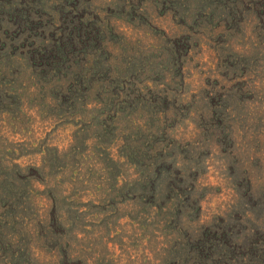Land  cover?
I'll return each instance as SVG.
<instances>
[{"label":"rangeland","instance_id":"1","mask_svg":"<svg viewBox=\"0 0 264 264\" xmlns=\"http://www.w3.org/2000/svg\"><path fill=\"white\" fill-rule=\"evenodd\" d=\"M0 264H264V0H0Z\"/></svg>","mask_w":264,"mask_h":264},{"label":"trees","instance_id":"2","mask_svg":"<svg viewBox=\"0 0 264 264\" xmlns=\"http://www.w3.org/2000/svg\"><path fill=\"white\" fill-rule=\"evenodd\" d=\"M70 44H72V42ZM33 51H35V52L39 51L42 54L41 57H40V60H49V57L45 54V49L44 50L36 49V50H33ZM52 52H53L52 59H55L53 61H54L55 65H56V67L61 68V61L69 53L68 49L63 45V48L58 47L56 50H53ZM29 58H30V61L33 62L34 56H33V52L32 51L30 52ZM44 62L47 64V66L49 65L47 63V61H44ZM57 71H59V70H57Z\"/></svg>","mask_w":264,"mask_h":264}]
</instances>
